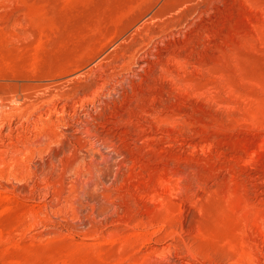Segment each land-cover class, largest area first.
<instances>
[{
    "label": "rangeland",
    "instance_id": "1",
    "mask_svg": "<svg viewBox=\"0 0 264 264\" xmlns=\"http://www.w3.org/2000/svg\"><path fill=\"white\" fill-rule=\"evenodd\" d=\"M0 264H264V0H0Z\"/></svg>",
    "mask_w": 264,
    "mask_h": 264
},
{
    "label": "bare ground",
    "instance_id": "2",
    "mask_svg": "<svg viewBox=\"0 0 264 264\" xmlns=\"http://www.w3.org/2000/svg\"><path fill=\"white\" fill-rule=\"evenodd\" d=\"M128 57V56H127ZM137 59V58H136Z\"/></svg>",
    "mask_w": 264,
    "mask_h": 264
}]
</instances>
